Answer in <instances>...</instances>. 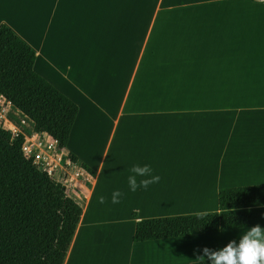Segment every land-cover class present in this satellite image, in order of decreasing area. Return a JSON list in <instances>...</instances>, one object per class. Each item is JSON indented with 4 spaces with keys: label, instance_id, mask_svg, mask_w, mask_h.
Wrapping results in <instances>:
<instances>
[{
    "label": "crops",
    "instance_id": "1",
    "mask_svg": "<svg viewBox=\"0 0 264 264\" xmlns=\"http://www.w3.org/2000/svg\"><path fill=\"white\" fill-rule=\"evenodd\" d=\"M2 24L34 48L35 70L79 105L66 149L96 175L87 172L64 264L112 152L104 190L123 193L133 235L138 220L219 211L222 188L264 184V0H0ZM88 111L113 121L97 168L74 144ZM134 163L151 165L160 181L130 191ZM244 231L132 236V246Z\"/></svg>",
    "mask_w": 264,
    "mask_h": 264
},
{
    "label": "trees",
    "instance_id": "2",
    "mask_svg": "<svg viewBox=\"0 0 264 264\" xmlns=\"http://www.w3.org/2000/svg\"><path fill=\"white\" fill-rule=\"evenodd\" d=\"M36 52L9 25L0 26V94L66 149L79 105L35 70ZM26 134L6 139L0 127V264H64L80 222L81 201L28 157ZM69 158L78 157L69 152ZM92 176L96 172L82 163ZM219 211L138 220L133 240L178 238L264 225V184L225 187ZM202 216V217H198ZM184 264H209L208 259Z\"/></svg>",
    "mask_w": 264,
    "mask_h": 264
},
{
    "label": "rangeland",
    "instance_id": "3",
    "mask_svg": "<svg viewBox=\"0 0 264 264\" xmlns=\"http://www.w3.org/2000/svg\"><path fill=\"white\" fill-rule=\"evenodd\" d=\"M113 102L115 103L116 100ZM111 123L113 121L104 115L88 111L78 124L77 129L80 130L74 136V144L95 168L102 159ZM0 127L3 136L10 141L17 134L24 132L26 134L24 143H26L27 137L33 138L36 133L33 131L32 122L12 108L11 103L2 97H0ZM63 153L57 150L54 159L51 158L52 153H48L49 163L45 165H51L47 168L52 171L53 178L64 183L67 193L79 199L83 206L82 197L86 196L85 187L90 178L88 171L69 158L67 149L65 154ZM112 157L113 152L101 175L97 192L89 208L86 225L77 240L69 264H139L141 258L153 261L151 264H161L164 259H169L170 262L174 259L175 264L191 263L207 259L203 257L205 247L217 250L232 240H238L239 235L243 233L228 232L187 238L188 240H172L173 242L148 250L133 248L134 221L133 215L128 211L129 206L122 201L118 204L112 203V192L116 188L108 191L109 193H105L104 190L105 177L112 167L110 163ZM117 168L119 172L118 165ZM101 195L105 197L103 204L97 199Z\"/></svg>",
    "mask_w": 264,
    "mask_h": 264
},
{
    "label": "clouds",
    "instance_id": "4",
    "mask_svg": "<svg viewBox=\"0 0 264 264\" xmlns=\"http://www.w3.org/2000/svg\"><path fill=\"white\" fill-rule=\"evenodd\" d=\"M128 171L127 183L132 192L138 188L147 190L149 185L160 181V176L153 174V168L149 164L141 166L134 163ZM137 177L141 179L138 181ZM122 196L123 193L119 189L114 190L112 203L118 204ZM97 199L101 204L105 201L103 195ZM203 253L209 264H264V226L256 224L249 227L239 235L238 240H232L217 250L205 247Z\"/></svg>",
    "mask_w": 264,
    "mask_h": 264
},
{
    "label": "built area",
    "instance_id": "5",
    "mask_svg": "<svg viewBox=\"0 0 264 264\" xmlns=\"http://www.w3.org/2000/svg\"><path fill=\"white\" fill-rule=\"evenodd\" d=\"M0 97L8 101L3 95L0 94ZM26 143L23 145V150L28 157H34L35 163L39 165L40 168L48 171L52 176V171L47 167L51 165H45L49 163L48 153L51 154V158L54 159L57 150L62 151V148L59 147L58 143L53 140L47 134L35 133L33 138L27 137ZM53 177V176H52Z\"/></svg>",
    "mask_w": 264,
    "mask_h": 264
},
{
    "label": "bare ground",
    "instance_id": "6",
    "mask_svg": "<svg viewBox=\"0 0 264 264\" xmlns=\"http://www.w3.org/2000/svg\"><path fill=\"white\" fill-rule=\"evenodd\" d=\"M130 260L132 261V259H129V261H130Z\"/></svg>",
    "mask_w": 264,
    "mask_h": 264
}]
</instances>
